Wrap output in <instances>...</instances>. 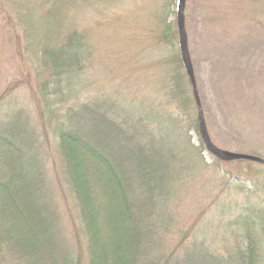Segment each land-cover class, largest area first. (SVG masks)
Masks as SVG:
<instances>
[{
  "label": "trees",
  "instance_id": "1",
  "mask_svg": "<svg viewBox=\"0 0 264 264\" xmlns=\"http://www.w3.org/2000/svg\"><path fill=\"white\" fill-rule=\"evenodd\" d=\"M195 1L186 0L185 9L194 71ZM178 3L0 0V20L20 61L19 79L0 93V264H176L164 235L176 219L177 165L205 164L228 186L231 172L224 169L235 162L205 147L180 47ZM244 6L228 14L210 7L219 38L243 39L248 24L264 27V2ZM124 25L129 46L124 71L118 65L115 73L114 54L102 44ZM30 102L37 122L29 109L27 116ZM206 131L222 148L207 120ZM236 162L245 164L234 176L249 201L238 236L250 243L237 251L236 264H264V164ZM210 213L207 207L201 216ZM212 255L213 264L232 262Z\"/></svg>",
  "mask_w": 264,
  "mask_h": 264
},
{
  "label": "rangeland",
  "instance_id": "2",
  "mask_svg": "<svg viewBox=\"0 0 264 264\" xmlns=\"http://www.w3.org/2000/svg\"><path fill=\"white\" fill-rule=\"evenodd\" d=\"M245 1L252 6L253 0H196L189 12V38L199 98L215 139L225 150L264 158V27L248 24L244 26L247 31L241 33L243 39L237 33L219 38L209 15L211 6H221L220 13L228 14L234 12L236 5L245 7ZM130 7L137 10L136 5ZM121 31L115 35L108 31V36L112 33L115 39L102 44L104 53L114 54L109 62L115 73L118 65L124 71V47L129 46L128 26L124 25ZM11 38L0 20V93L20 77V61L13 57L15 47ZM130 65L136 68L141 63ZM114 88L122 89L120 85ZM29 107L27 116L29 109L30 117L37 122L36 106L30 102ZM204 160L212 162L207 153ZM189 161L186 159L176 168L179 175L175 182L181 185V192L172 206L176 219L171 231L164 235L168 249L175 250L176 264H213L211 260L218 263L212 254L236 264L237 251L247 252L250 245L248 239L238 236L245 231L240 219L246 214L249 201L239 191L234 176L246 170L245 164H226L224 170L231 172L227 186L216 169L201 163L194 166ZM207 207L210 215L201 216ZM206 217L209 221L204 220Z\"/></svg>",
  "mask_w": 264,
  "mask_h": 264
},
{
  "label": "water",
  "instance_id": "3",
  "mask_svg": "<svg viewBox=\"0 0 264 264\" xmlns=\"http://www.w3.org/2000/svg\"><path fill=\"white\" fill-rule=\"evenodd\" d=\"M185 9H186V0H179L178 9H177V24L179 28V34H180V47H181L183 60L185 61L188 74L192 81L193 91H194L197 105H198L200 132L205 141L206 149L209 152H211L213 155L219 158L228 160V161L248 160V161H253V162L260 163V164H264V158H261L259 156H255V155L248 154V153L232 152V151L225 150L223 148L216 147L212 143L210 138L208 137L207 131H206L205 115H204L202 104L199 98L196 76H195L194 68L192 65L191 57H190L188 34L186 30V25H185Z\"/></svg>",
  "mask_w": 264,
  "mask_h": 264
}]
</instances>
